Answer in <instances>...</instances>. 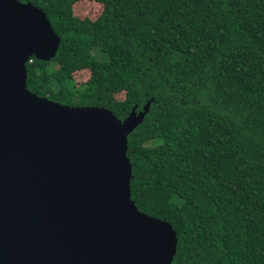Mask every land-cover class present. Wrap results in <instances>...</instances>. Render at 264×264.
Returning a JSON list of instances; mask_svg holds the SVG:
<instances>
[{"label":"trees","instance_id":"trees-1","mask_svg":"<svg viewBox=\"0 0 264 264\" xmlns=\"http://www.w3.org/2000/svg\"><path fill=\"white\" fill-rule=\"evenodd\" d=\"M61 37L27 88L124 120L132 199L178 235L172 264H264V0H20ZM87 72L84 81L77 73Z\"/></svg>","mask_w":264,"mask_h":264},{"label":"water","instance_id":"water-1","mask_svg":"<svg viewBox=\"0 0 264 264\" xmlns=\"http://www.w3.org/2000/svg\"><path fill=\"white\" fill-rule=\"evenodd\" d=\"M60 43L42 8L0 0V264H172L177 231L131 193L128 137L151 102L122 120L33 93L27 63Z\"/></svg>","mask_w":264,"mask_h":264},{"label":"rangeland","instance_id":"rangeland-1","mask_svg":"<svg viewBox=\"0 0 264 264\" xmlns=\"http://www.w3.org/2000/svg\"><path fill=\"white\" fill-rule=\"evenodd\" d=\"M76 13L80 16L95 18L102 11V5L96 1L83 0L75 6ZM87 72L77 73V81H84L87 78Z\"/></svg>","mask_w":264,"mask_h":264}]
</instances>
